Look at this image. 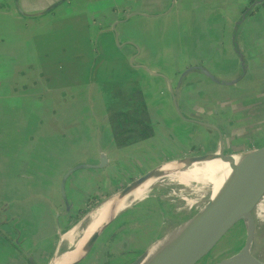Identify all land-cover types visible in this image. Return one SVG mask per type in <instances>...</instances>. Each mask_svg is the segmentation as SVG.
<instances>
[{"label":"crops","instance_id":"crops-1","mask_svg":"<svg viewBox=\"0 0 264 264\" xmlns=\"http://www.w3.org/2000/svg\"><path fill=\"white\" fill-rule=\"evenodd\" d=\"M57 1L0 0V264H48L65 233L93 207H88L79 215V211L87 205L85 203L83 207L77 208L73 196V193H78L75 191L76 183L73 179H67L66 195L72 208L66 213L60 194L61 176L57 181L56 163L62 153L74 155L70 151L71 146L63 143L62 150L69 151L61 152L60 145V142H69L76 136L72 137L61 126L77 122L76 119L71 121V107L94 108L93 92L96 98L104 100L94 75L99 68L102 73L108 71L116 58H109L110 55L105 53L101 39L107 35L113 39L115 28L118 41L124 42L116 47L120 57L126 63L130 62L132 70L141 65L146 66L147 62L138 59L142 48L137 52L136 42L125 28L168 17L172 11L179 14L183 9L182 0H172L173 5L167 11L171 0H60L59 4L52 6ZM134 12L139 14L125 20ZM260 13L264 14V7ZM263 23H260L262 31ZM252 24L251 20L248 23L245 21L243 28L249 29ZM78 31L86 43L85 50L77 48ZM65 35L72 37V41L55 49L53 44ZM66 44L71 46L69 55ZM77 68H81L85 80L69 79ZM150 69L160 73L157 67ZM235 71L227 74L226 78L232 79L231 75ZM258 75L255 71L251 72L249 90L245 88L238 96L218 92L217 99L206 101L199 100L200 93L194 90L196 83L184 75L181 81L182 94L177 98L178 105L187 119L218 126L227 152L257 148L261 144L252 137L263 129L259 111L264 107V75ZM176 77H179V72ZM65 107L67 110L61 112L60 109ZM148 116L151 122L149 109ZM104 118H107V111ZM187 119L183 121L198 125L195 135L199 150L194 152L206 154L216 151L219 144L216 130ZM112 137L109 144L94 145L91 152L86 150L92 157L90 163H98L101 150L106 153L108 163L98 169L101 172L98 176H104L105 180L108 169L116 165L112 163L118 160L121 151L134 148L136 144L117 146L114 135ZM207 138L208 143L205 141ZM178 149L179 154L171 159L189 153L187 145L184 148L187 152ZM70 166L72 162L59 171L64 173ZM138 203L140 201L111 222L118 218L117 222L124 224L150 207V204ZM165 232L160 227L147 247ZM99 237L95 243L99 242Z\"/></svg>","mask_w":264,"mask_h":264},{"label":"rangeland","instance_id":"rangeland-1","mask_svg":"<svg viewBox=\"0 0 264 264\" xmlns=\"http://www.w3.org/2000/svg\"><path fill=\"white\" fill-rule=\"evenodd\" d=\"M182 1L183 9L179 14L172 11L168 17H159L146 24L137 23L130 26V28H125L126 33L134 38L138 46H136L137 52H140L138 49L142 48L138 59L147 62L146 68L140 67L132 70L130 62L126 63L116 50L118 44L115 39H112L109 35L101 39L105 53L110 55L109 58H116L115 64L108 71L102 73L99 68L96 76L94 75V79L102 89L104 102L100 98H96V94L93 92L92 95H94V103L96 104L94 108L77 109L71 107L73 108L69 112L71 121L76 119L77 122L61 126L65 127V130L72 137L76 136L74 140L69 142H60V145L61 152L69 151L68 149L62 150L63 143H66L69 147L71 146L70 151H73L74 155L72 156V153L63 155L62 153L57 157V181H59L60 176L62 179L69 168L80 163H90L92 157L86 153V150L91 152L94 145H107L113 140V128L108 114L107 118H104L106 111L111 113L126 110L129 109L131 104L144 100L151 114L150 125L153 133L152 136L137 142L134 148L122 150L118 160L112 163L116 165L108 169L109 174L106 180L104 176H98L101 173L98 170L99 168L75 170L68 179H73L77 186L75 191L78 193H73L77 208L83 207L85 203L87 205L88 198L91 201L95 197L98 202L140 175L154 169L156 164L172 160V157L179 154L177 153L179 152L178 148L184 149L187 145L189 148L188 155L201 154L194 152V150H199L197 136L195 135V129L198 125L184 122L183 120L186 117L183 113V117L178 114L170 94L168 82L172 84L173 88L178 87V98L182 94L181 78L188 68V64L203 67L220 80H229L226 75L235 70V74L231 75V78L238 77L240 74V59L233 47L234 28L240 18V12L242 15L245 9L248 8L250 0ZM172 5L173 1L166 11ZM263 7L264 5L260 2L256 3L253 6V8H256L254 13L246 15L238 26L235 42L238 51L244 55L247 63L246 73L242 79L234 84L225 85L214 82L199 68L191 69L185 74L186 77L196 83L194 90L200 93L199 100H215L218 92L238 96L245 88L249 90L248 85L252 71L257 72L258 76L264 75V31L260 27L261 21L264 22V18H261L264 14L261 15L260 13ZM250 20L253 23L252 27L249 26V29L243 28L245 21L248 23ZM255 21H258V23L255 24ZM262 25L264 26V23ZM65 36L53 44L55 49L61 47L65 42L72 41V37ZM77 39V48L85 50L86 43H84V38L79 31ZM122 43L124 42H119V45ZM66 50L67 55H69L71 46L66 44ZM102 55L104 56V53ZM254 61L255 63H253ZM70 67L75 69L72 65ZM154 67L159 69V76L152 75L149 72V69ZM75 71L76 73L69 77L71 81L74 79L85 80L81 68H77ZM177 72H179V77H176ZM100 105H103V107H100ZM262 109L259 112L263 121L261 123L263 129L252 137L253 140H258V144L261 145L262 142L264 144V107ZM60 110L65 112L67 108H61ZM99 114L101 116L96 118ZM155 118L160 119L161 122ZM179 123L181 124L179 125ZM208 140L209 138L205 141L208 143ZM207 143L206 147H208ZM184 151L187 152L185 149ZM75 161H80V163ZM69 162H72V166L68 167L64 173L59 171V169L63 171ZM180 186V184H174L164 179L154 187L153 192H150L149 197L143 202V205L150 204L151 208L155 210H158L160 204L164 206L166 213L163 214L160 227L161 231H166L165 235L181 226L183 224L181 222L192 217L209 199L210 191L208 188H203L200 192H193L184 190L183 186ZM76 195L78 196L76 197ZM138 215L137 213L136 216ZM140 222L141 220H137L135 223L139 224ZM263 229L264 225L262 226L256 221L257 238L255 248L261 253L262 261H264ZM244 239L245 226L241 222L229 230L216 244L212 252L199 264H211L236 252L242 246ZM257 241L259 242L257 243Z\"/></svg>","mask_w":264,"mask_h":264},{"label":"water","instance_id":"water-1","mask_svg":"<svg viewBox=\"0 0 264 264\" xmlns=\"http://www.w3.org/2000/svg\"><path fill=\"white\" fill-rule=\"evenodd\" d=\"M263 1L264 0L254 1L240 16L239 20L236 23V27L234 28L233 47L240 59V74L238 77L230 80H220L214 77L203 67L197 66L188 67L183 76L191 69L199 68L203 73H205V75L219 84L229 85L239 81L246 73L247 63L244 55L238 51L235 42L238 26L244 20L246 15L249 14L253 6L256 3H261ZM60 2L61 1L59 0L52 6H56ZM20 11L22 10L20 9ZM135 14L139 13H131L125 18V20H127L131 15ZM113 33L115 42L119 45L118 32L115 28L113 29ZM141 67L146 68L145 65H141ZM149 72L153 75H160L159 73L154 72L150 69ZM168 85L175 109L178 114L183 117L177 101L178 87L173 88L170 82H168ZM187 120L201 123L203 125H206L207 127L215 129L219 137L217 150L212 153L185 155L177 159H172L158 165L154 168L155 170L160 168L165 163L180 164L184 162H198L200 160H203L207 156H213L211 157L212 159H221L227 161L228 163H231L234 161V155H239L242 157V160L233 166L232 174L227 182H225V184L223 185L219 194L216 197L212 198L210 192L207 202L192 217L181 222L185 223L187 221H191L190 225L187 227L181 237L173 244V246L168 251L157 254L156 256L151 258L147 262V264H199L213 250V248L223 238V236L239 222H243L245 226V239L242 246L236 252L222 257L221 259L211 264H264V261L256 257L251 251L256 229V220L253 216V210L264 195V144L251 150L229 153L224 148L222 133L218 126L193 119ZM107 163L108 158L106 156V153L101 150L99 153L98 163H80L72 168H69L64 173L60 184V194L65 206L66 213H69L72 208V204L69 202L66 195V182L68 177L77 169L103 168L107 165ZM148 173L149 171L132 180L121 189L116 190L112 194L103 197L93 207H97L103 201L108 200L112 196L126 191L133 182L146 176ZM137 202L123 209L112 219H110L99 231L95 232L91 236L87 244L84 245L85 247L83 255L80 256V258L73 264H78V262L85 257V255L92 248L93 244L99 237L100 233L115 217H117L124 210L132 207ZM164 236L165 234L149 244V246L143 251V253L130 264L140 263L145 258L148 248L155 241L162 239ZM48 264H50V261Z\"/></svg>","mask_w":264,"mask_h":264},{"label":"bare ground","instance_id":"bare-ground-1","mask_svg":"<svg viewBox=\"0 0 264 264\" xmlns=\"http://www.w3.org/2000/svg\"><path fill=\"white\" fill-rule=\"evenodd\" d=\"M211 157L213 156H207L198 162L165 163L160 168L149 171L146 176L133 182L126 191L120 192L103 201L97 207L91 208L62 237L63 239L57 252L50 260V264H73L76 262L84 253V245L87 244L95 232L99 231L123 209L145 199L150 192H153L154 187L164 179L174 184H180L184 190L193 192H200L203 188H208L212 198L216 197L225 182L230 178L233 166L239 163L242 157L234 155V161L231 163L221 159H212ZM253 216L258 224L264 225V195L254 208ZM190 223L191 221H187L181 226L175 227V230L169 231L162 239L155 241L148 248L145 258L138 264H147L157 254L168 251L181 237ZM262 234H264V229ZM256 236L257 231L255 229L251 251L256 257L262 259L261 253L255 248Z\"/></svg>","mask_w":264,"mask_h":264},{"label":"trees","instance_id":"trees-1","mask_svg":"<svg viewBox=\"0 0 264 264\" xmlns=\"http://www.w3.org/2000/svg\"><path fill=\"white\" fill-rule=\"evenodd\" d=\"M254 1L250 0L249 6ZM261 4L264 5V1ZM255 9L252 8L249 14L254 13ZM107 114L117 146L132 145L152 136L153 130L144 100L131 104L129 109ZM96 202L95 197L91 201L88 198L87 207L81 209L79 215ZM140 204L143 205V202L138 203V205ZM165 213L164 206L160 204L158 210L152 209L150 206L129 222L121 225L116 218L100 235L99 242L93 245L86 257L78 264H130L143 253L148 243L155 237V232L159 230ZM137 220H141V222L136 224ZM146 239L147 241H145Z\"/></svg>","mask_w":264,"mask_h":264},{"label":"flooded vegetation","instance_id":"flooded-vegetation-1","mask_svg":"<svg viewBox=\"0 0 264 264\" xmlns=\"http://www.w3.org/2000/svg\"><path fill=\"white\" fill-rule=\"evenodd\" d=\"M247 8V7H246ZM246 10V9H245Z\"/></svg>","mask_w":264,"mask_h":264}]
</instances>
